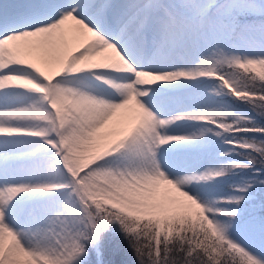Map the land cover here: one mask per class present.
<instances>
[{
    "label": "snow or ice",
    "instance_id": "1",
    "mask_svg": "<svg viewBox=\"0 0 264 264\" xmlns=\"http://www.w3.org/2000/svg\"><path fill=\"white\" fill-rule=\"evenodd\" d=\"M0 264H264V0H0Z\"/></svg>",
    "mask_w": 264,
    "mask_h": 264
},
{
    "label": "trees",
    "instance_id": "2",
    "mask_svg": "<svg viewBox=\"0 0 264 264\" xmlns=\"http://www.w3.org/2000/svg\"><path fill=\"white\" fill-rule=\"evenodd\" d=\"M121 246H125L124 243L121 241Z\"/></svg>",
    "mask_w": 264,
    "mask_h": 264
}]
</instances>
